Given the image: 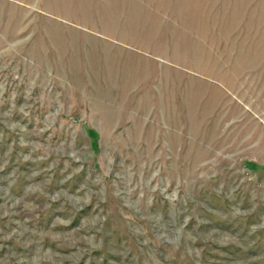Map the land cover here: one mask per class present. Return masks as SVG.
<instances>
[{"label":"rangeland","instance_id":"obj_1","mask_svg":"<svg viewBox=\"0 0 264 264\" xmlns=\"http://www.w3.org/2000/svg\"><path fill=\"white\" fill-rule=\"evenodd\" d=\"M105 1L0 0V264H264V0Z\"/></svg>","mask_w":264,"mask_h":264},{"label":"crops","instance_id":"obj_2","mask_svg":"<svg viewBox=\"0 0 264 264\" xmlns=\"http://www.w3.org/2000/svg\"><path fill=\"white\" fill-rule=\"evenodd\" d=\"M168 1L169 0H106L105 4L108 5L109 10H114L113 6H115V9L119 10L118 16L120 18L125 21L131 19L129 23H133L134 21L146 23L143 21L144 18L149 20L147 23H179V16L177 14H171L170 12L172 6L175 4L168 5ZM216 1L222 7H227V0H212L211 2L215 4ZM247 3V1H244V6H247ZM199 8L201 9L203 7ZM202 14L205 17V11H203ZM211 19L214 21L216 18L212 15Z\"/></svg>","mask_w":264,"mask_h":264}]
</instances>
